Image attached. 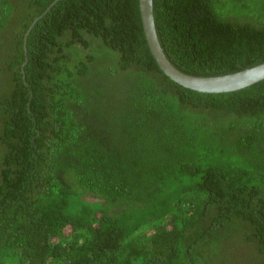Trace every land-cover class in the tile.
<instances>
[{
	"label": "trees",
	"instance_id": "16d2710c",
	"mask_svg": "<svg viewBox=\"0 0 264 264\" xmlns=\"http://www.w3.org/2000/svg\"><path fill=\"white\" fill-rule=\"evenodd\" d=\"M54 1L0 0V264H244L236 238L264 264V79L184 87L138 0ZM153 18L184 73L264 62V0Z\"/></svg>",
	"mask_w": 264,
	"mask_h": 264
},
{
	"label": "water",
	"instance_id": "95a60500",
	"mask_svg": "<svg viewBox=\"0 0 264 264\" xmlns=\"http://www.w3.org/2000/svg\"><path fill=\"white\" fill-rule=\"evenodd\" d=\"M138 3L143 31L149 49L160 69L173 81L196 91L219 93L238 90L264 79V62L234 73L218 76H195L180 71L171 64L160 46L153 18V0H138ZM38 18L34 19L25 33L23 38L24 50H26L27 35Z\"/></svg>",
	"mask_w": 264,
	"mask_h": 264
},
{
	"label": "rangeland",
	"instance_id": "374dc122",
	"mask_svg": "<svg viewBox=\"0 0 264 264\" xmlns=\"http://www.w3.org/2000/svg\"><path fill=\"white\" fill-rule=\"evenodd\" d=\"M85 199L95 201V199H93L91 196H86ZM231 247L239 257L238 258L237 256H234L235 259L241 261L244 264H254L255 260L252 256L253 254H251V251H247L246 248L244 249V245L239 241L238 238L233 240Z\"/></svg>",
	"mask_w": 264,
	"mask_h": 264
}]
</instances>
